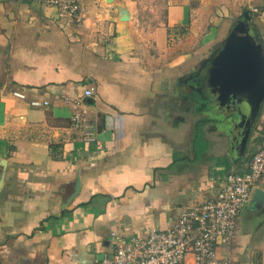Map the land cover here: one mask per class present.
I'll return each mask as SVG.
<instances>
[{
	"label": "crops",
	"instance_id": "crops-1",
	"mask_svg": "<svg viewBox=\"0 0 264 264\" xmlns=\"http://www.w3.org/2000/svg\"><path fill=\"white\" fill-rule=\"evenodd\" d=\"M109 1L83 0L74 25L40 0H0V264H101L112 231L144 237L169 227L264 146L263 103L245 134L212 119L197 90L217 36L184 52L169 44L186 4L151 42L129 5ZM255 8L264 41V0ZM76 113L85 117L78 127ZM256 190L264 176L233 245L221 249L233 264H264Z\"/></svg>",
	"mask_w": 264,
	"mask_h": 264
},
{
	"label": "built area",
	"instance_id": "built-area-1",
	"mask_svg": "<svg viewBox=\"0 0 264 264\" xmlns=\"http://www.w3.org/2000/svg\"><path fill=\"white\" fill-rule=\"evenodd\" d=\"M40 1L57 8L74 25L84 21L82 0ZM93 90L90 87L85 94L92 95ZM84 119L81 113L73 116L77 127ZM263 176L261 147L251 157L247 170L226 175L215 198L186 207L169 227L151 228L144 237L112 231L114 250L101 264H232L221 249L233 245L239 212Z\"/></svg>",
	"mask_w": 264,
	"mask_h": 264
},
{
	"label": "rangeland",
	"instance_id": "rangeland-1",
	"mask_svg": "<svg viewBox=\"0 0 264 264\" xmlns=\"http://www.w3.org/2000/svg\"><path fill=\"white\" fill-rule=\"evenodd\" d=\"M122 1L131 7L136 19V26L143 31V40L145 38L151 40V42H153V35L156 29L168 23L169 14L173 7L178 6L180 12H182V8L186 4V6H188L187 11L180 13V15H186L184 18L185 22L183 25L181 24L180 26L174 27L176 30L174 29L173 32L169 30L171 34L168 37V42L171 45L180 42L179 46L183 52L186 51L188 47L197 46L207 34L210 37L217 36L212 44V53H215L226 36L230 25L233 24L241 14H244L248 10H252V16L254 17L255 14L258 15L260 13L255 8V5L260 0ZM82 3L84 7L83 0ZM251 20L253 21V19ZM147 48L154 51V47H151V45H148ZM256 124L255 122L254 128Z\"/></svg>",
	"mask_w": 264,
	"mask_h": 264
},
{
	"label": "water",
	"instance_id": "water-1",
	"mask_svg": "<svg viewBox=\"0 0 264 264\" xmlns=\"http://www.w3.org/2000/svg\"><path fill=\"white\" fill-rule=\"evenodd\" d=\"M121 12L122 20L130 18L125 8L122 7ZM251 19L252 10H248L231 24L213 57H209L208 69L211 79L218 82L217 87H226L223 92L238 93V97L244 98L238 101L240 115L249 122L254 121L264 101V44ZM201 75H204L203 70ZM256 192L259 199L264 196L263 190Z\"/></svg>",
	"mask_w": 264,
	"mask_h": 264
},
{
	"label": "flooded vegetation",
	"instance_id": "flooded-vegetation-1",
	"mask_svg": "<svg viewBox=\"0 0 264 264\" xmlns=\"http://www.w3.org/2000/svg\"><path fill=\"white\" fill-rule=\"evenodd\" d=\"M213 54L214 53H212L211 54L212 56L211 55L210 56L213 57ZM210 62L211 60L208 58L206 62L203 64L204 75L202 76L200 72L197 74L198 76L196 78L197 81L199 80L202 82L203 89L197 88V90L201 94L202 98L205 99L204 100V103L206 104L205 107L211 113L212 119L216 117H221V119L223 120L226 119L228 126H230L232 129H235V128L242 129L243 130L242 132L246 134L247 131H250L252 129L255 122L254 121L249 122L248 120L244 121L243 119L244 117L240 115L241 108L239 106L238 101L244 98L241 96L238 97L239 95L238 93H232V94L228 93L227 94L225 93V91L223 92V89L225 90L226 88L225 86L224 87L220 86L221 89L217 87L218 82L214 78L211 79L212 75L210 74V71H208V69L210 70V66H209ZM204 81L205 83L203 84Z\"/></svg>",
	"mask_w": 264,
	"mask_h": 264
},
{
	"label": "trees",
	"instance_id": "trees-1",
	"mask_svg": "<svg viewBox=\"0 0 264 264\" xmlns=\"http://www.w3.org/2000/svg\"><path fill=\"white\" fill-rule=\"evenodd\" d=\"M259 34H260V33H259ZM260 36H261V34H260ZM261 38H262V40H263V37H262V36H261ZM263 42H264V41H263ZM263 104H264V101H263ZM261 108H262V106H261ZM260 114H261V113L258 114L257 118L260 116ZM200 121H202V123H205L206 121H208V118H206V119H204V120L202 119V120H200ZM263 128H264V127H263ZM262 147H264V146H262ZM260 148H261V147H260ZM257 151H258V150H257ZM255 152H256V151H255ZM255 152H254V153H255ZM254 153H253V154H254ZM252 156H253V155H252ZM252 156H251V157H252ZM250 159H251V158H250Z\"/></svg>",
	"mask_w": 264,
	"mask_h": 264
},
{
	"label": "bare ground",
	"instance_id": "bare-ground-1",
	"mask_svg": "<svg viewBox=\"0 0 264 264\" xmlns=\"http://www.w3.org/2000/svg\"><path fill=\"white\" fill-rule=\"evenodd\" d=\"M122 15H123V13H122Z\"/></svg>",
	"mask_w": 264,
	"mask_h": 264
}]
</instances>
